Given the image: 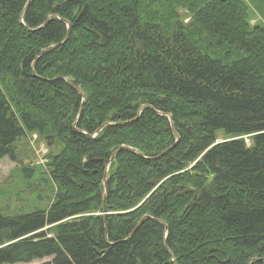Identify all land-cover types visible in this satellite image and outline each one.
Returning a JSON list of instances; mask_svg holds the SVG:
<instances>
[{"label": "trees", "instance_id": "trees-1", "mask_svg": "<svg viewBox=\"0 0 264 264\" xmlns=\"http://www.w3.org/2000/svg\"><path fill=\"white\" fill-rule=\"evenodd\" d=\"M5 158L0 264H264V0H0Z\"/></svg>", "mask_w": 264, "mask_h": 264}, {"label": "rangeland", "instance_id": "rangeland-1", "mask_svg": "<svg viewBox=\"0 0 264 264\" xmlns=\"http://www.w3.org/2000/svg\"><path fill=\"white\" fill-rule=\"evenodd\" d=\"M188 19H185L184 22H187ZM252 21L251 23H254ZM217 143L223 142V136L217 137ZM247 146H250L249 138H244ZM16 151L17 156L21 164L31 165L38 164L43 166L44 164V156L48 152L47 147L43 142L36 141L35 136H27L25 138H21L16 143ZM19 164L12 163L8 159L0 160V204L3 209L10 210L16 214H27L32 212L34 209H42L45 207L48 201L47 196H51L50 192H46L44 179L45 176H41L40 173L43 170L37 171V179L42 178L43 182L35 181L32 178L24 179L23 182H31L33 183V187L30 189H25L23 184L20 181H17V176L11 177V173L14 171ZM15 178V179H14ZM36 179V180H37Z\"/></svg>", "mask_w": 264, "mask_h": 264}, {"label": "water", "instance_id": "water-1", "mask_svg": "<svg viewBox=\"0 0 264 264\" xmlns=\"http://www.w3.org/2000/svg\"><path fill=\"white\" fill-rule=\"evenodd\" d=\"M66 27H67V33H66V38H65V40H67V38H68V28H69V25L66 23ZM64 40V41H65ZM64 43V42H63ZM62 43V44H63ZM61 44V45H62ZM58 47V45H54V46H51L49 49H54V48H57ZM45 51H42V53H44ZM66 82H67V84L69 83L67 80H65ZM69 85V84H68ZM81 97H82V94L78 91V90H75ZM83 103H84V100L82 99V103H81V107H80V111H79V114H78V116H77V119L79 118V115L81 114V111H82V108H83ZM161 115V114H160ZM168 121H169V125H170V128L171 129H173V125H172V120H171V117L169 116L168 117ZM105 126H109V124L107 123V124H104L103 125V127H105ZM73 129L75 130V131H77L76 130V128H75V123H74V125H73ZM101 129V128H100ZM100 129L99 130H97V132L95 133V134H97V133H99V131H100ZM173 147V146H172ZM172 147H170V148H168L166 151H164L162 154H160L159 156H162V155H164L166 152H168ZM121 150H127V151H129V152H133V153H135L133 150H131V149H125V148H119L111 157H110V159H109V161H108V163H107V165H106V167H105V170H104V175H103V204H105V199H106V190H107V186H106V175H107V171H108V167H109V165H110V163H111V161L113 160V158L115 157V155L119 152V151H121ZM158 157V156H157ZM263 263H264V261H263ZM252 264V263H251Z\"/></svg>", "mask_w": 264, "mask_h": 264}]
</instances>
